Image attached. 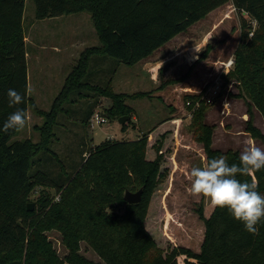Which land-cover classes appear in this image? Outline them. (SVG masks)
<instances>
[{
	"label": "trees",
	"instance_id": "obj_1",
	"mask_svg": "<svg viewBox=\"0 0 264 264\" xmlns=\"http://www.w3.org/2000/svg\"><path fill=\"white\" fill-rule=\"evenodd\" d=\"M33 1L39 21L89 14L100 45L81 54L52 110L40 113L45 119L44 126L38 128L40 142H11L19 131L0 132V264H180V258H184V264H264V223L259 225V234L252 235L226 209L214 208L209 218L201 216L206 232L200 254L186 247L166 252L158 249L146 222L152 198L166 174L161 146L152 147L157 149L155 159L148 157L151 133L135 141L107 140L82 151L81 163L73 175L68 174L63 163L56 176H52L50 168L31 173L38 163L48 162L47 157H58L53 145L59 115L67 112L65 105L85 97L84 92L93 94L92 108L86 112L83 123L86 128L101 98L111 102L102 115L108 121L134 115L135 110L126 102L129 96L114 92L112 78L103 80L102 76L108 74L100 65L104 59H113L116 66L135 67L229 3L251 22L242 21L234 69L223 79L238 83L239 97L248 100L249 111L254 108L264 118V0ZM25 4L26 0H0V126L16 110L8 104L9 88L25 96V102L18 107L27 113L31 103ZM210 52L209 46L197 62L206 59ZM107 65L114 67L112 62ZM202 95L185 97L189 110L200 102ZM207 108L203 106L195 112L192 131L204 144L209 159L222 155L230 164L239 163L240 154H222L211 149L212 129L204 123ZM122 129L126 130L127 124ZM247 130L253 139L264 142V135L252 119ZM240 179L254 182L257 190L264 193V170ZM39 188L43 190L35 201L37 208L29 212L28 205ZM49 189L57 192L60 202H54ZM141 189L139 204L126 203V191L136 193ZM122 207L125 211L120 214L116 209ZM52 231L62 233L69 250L64 260L45 235ZM81 242L102 263L82 257Z\"/></svg>",
	"mask_w": 264,
	"mask_h": 264
},
{
	"label": "rangeland",
	"instance_id": "obj_2",
	"mask_svg": "<svg viewBox=\"0 0 264 264\" xmlns=\"http://www.w3.org/2000/svg\"><path fill=\"white\" fill-rule=\"evenodd\" d=\"M243 19L251 22L248 16L242 17L229 3L193 26L178 40L171 41L157 53L158 56L166 57L173 54L181 43L185 44L183 48L181 47L182 50L188 52L195 60H198L209 46L211 52L193 68L189 67L188 63L176 67L173 75L167 79L163 77L162 72H158L154 78L150 77L151 74L144 71L143 65L132 68L125 65L116 66L113 59H104L102 63L103 58H100L102 69H106L105 72L108 73L102 76L103 80L108 81L112 78L114 92L128 95L129 99L126 102L135 110L131 121L127 123V129L123 130L118 121H108L99 127L86 128L83 123L86 120V112L92 108L90 105L93 103V94L84 92L85 97L65 105L67 112H61L59 115L58 124L54 128L57 140L53 145L58 157H47L48 162L38 163L31 169V173L50 168L52 176H56L63 163L68 174L73 175L75 168L81 163L82 151L87 152L90 147L101 145L107 140L135 141L143 134L151 133L148 157L156 158L157 149L155 151L152 148L154 145L157 148L162 147L164 156L162 168L166 178L152 198L146 228L155 239L158 249L163 252L175 247H186L200 254L206 232L201 216L209 218L214 208L207 200L193 197L190 192V168L202 166L209 160L204 144L191 129L195 112L203 106L208 107L204 123L212 129V150L222 154L230 151L241 154L250 146L264 149V142L253 139L247 130L248 122L252 119L253 125L264 135L263 116L254 108L249 111L248 100L239 97L238 83L234 81L227 83L223 79V76L234 69L233 64L231 70L224 72V63L229 60H233L234 63V53L240 42ZM24 28L29 42L46 41L45 36L49 42H63L64 38L75 34L73 30H77V34L83 36V42L87 43L84 47L80 46L78 52L100 45L89 14L80 13L39 21L35 16L33 0H26ZM54 42L50 44H55ZM108 62H112L114 67H109ZM74 66L75 63L71 60L66 70H62L60 75L53 79V85L44 87L48 99L43 101L41 99L44 96L38 94L36 80L34 75L32 76L34 70L32 62L29 64L28 89L30 82L33 90L31 93L28 92L31 103L27 113V124L11 142L22 140L40 142L38 128L45 124V119L40 113H49L52 110ZM190 94H203L200 102L193 106L192 110L188 109L189 105L185 101V97ZM99 101L102 102L101 107H97L95 113L103 115V109L108 108L111 102L104 98ZM42 190V188L36 190L32 197L30 204L34 205V210L37 208L35 201ZM48 191L54 197V202H60V196L54 189ZM116 211L122 214L125 209L117 208ZM45 235L59 258L64 260L69 255V250L63 243L62 233L52 231ZM80 248L82 257L94 263H102L99 256L86 243L81 242ZM179 262L184 264V258H180Z\"/></svg>",
	"mask_w": 264,
	"mask_h": 264
},
{
	"label": "clouds",
	"instance_id": "obj_3",
	"mask_svg": "<svg viewBox=\"0 0 264 264\" xmlns=\"http://www.w3.org/2000/svg\"><path fill=\"white\" fill-rule=\"evenodd\" d=\"M7 98L9 106L16 110L8 115L0 132H18L27 124L26 110L18 107L25 102V96L9 88ZM261 170H264V149L258 146L245 148L239 163L230 164L222 155L211 158L202 166L190 168V192L193 197L207 200L213 208L226 209L246 232L258 235L259 225L264 223V193L257 190L254 182L240 177Z\"/></svg>",
	"mask_w": 264,
	"mask_h": 264
},
{
	"label": "crops",
	"instance_id": "obj_4",
	"mask_svg": "<svg viewBox=\"0 0 264 264\" xmlns=\"http://www.w3.org/2000/svg\"><path fill=\"white\" fill-rule=\"evenodd\" d=\"M64 17L65 16H62L59 18H64ZM59 18H53V19H59ZM73 32H75V34L70 35V37H68L67 39L64 38L63 42L61 41L60 42H54V41L49 42V39L47 40V36H45L46 41L44 40L43 42L34 43V42H29L26 37L28 69H29V64L32 62V66L34 69L32 71V76L34 75L33 77L36 80L35 84H37L36 88L39 91L38 94L40 96H44L41 99L43 101H46L48 99V96L46 92L44 91V87L49 84L53 85V79L57 78L62 72V70L64 69L66 70V68L70 65L71 60L73 61V63H75V66H74L75 68L78 60L80 59L81 54L85 50L88 49V48H86L85 50L81 49V51L78 52L79 47L80 46L84 47L87 43L83 42V36L80 33L77 34L78 32L77 30H73ZM25 33H26V30H25ZM180 36L182 35H179L172 41L174 42V40H178ZM74 38H76V40ZM52 42H54L55 44H50ZM184 45H185L184 43L179 44L177 46L176 52L174 51L173 54L168 55L166 57H161L157 55V53L163 49L162 48L159 51H157L151 58L143 61L139 65H143L144 71L146 70V72L149 73V75L151 74L150 77L154 78L158 72L159 73L162 72L164 74L163 77L165 79L172 76L173 73L175 72L176 67H179L182 64L188 63L189 64L188 66L193 68L197 64V61L199 60V58L198 60H195L188 52H184V49L182 50ZM94 47H97V46H94ZM49 87L51 88L52 86H49ZM32 90H33V87L31 88L30 82H29L28 92L31 93ZM100 103L102 102H98L95 108L101 107ZM90 125H91V120L89 121L88 128L89 127L92 128ZM83 156H86V154H84Z\"/></svg>",
	"mask_w": 264,
	"mask_h": 264
},
{
	"label": "water",
	"instance_id": "obj_5",
	"mask_svg": "<svg viewBox=\"0 0 264 264\" xmlns=\"http://www.w3.org/2000/svg\"><path fill=\"white\" fill-rule=\"evenodd\" d=\"M129 121H131L130 117H123V118L119 119L118 123H119V125L124 126ZM142 196H143V189L139 190L136 193L126 191L124 199H125L126 203H128L129 205H136V204H139L141 202ZM33 210H34V205L29 204L28 205V211L33 212Z\"/></svg>",
	"mask_w": 264,
	"mask_h": 264
},
{
	"label": "built area",
	"instance_id": "obj_6",
	"mask_svg": "<svg viewBox=\"0 0 264 264\" xmlns=\"http://www.w3.org/2000/svg\"><path fill=\"white\" fill-rule=\"evenodd\" d=\"M233 60H229L227 63H224V72H227L228 70H231L233 66ZM187 105H190L189 103ZM108 120L100 115L98 112L95 113L91 119V127H99L102 126L103 124H106Z\"/></svg>",
	"mask_w": 264,
	"mask_h": 264
}]
</instances>
